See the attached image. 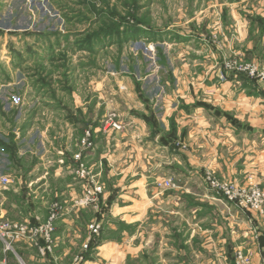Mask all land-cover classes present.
Masks as SVG:
<instances>
[{"label":"rangeland","instance_id":"1","mask_svg":"<svg viewBox=\"0 0 264 264\" xmlns=\"http://www.w3.org/2000/svg\"><path fill=\"white\" fill-rule=\"evenodd\" d=\"M232 5L241 9L242 19H257L258 29H264V0H0V140L6 137V145L12 147L7 138L14 137L13 131L24 134L18 147L29 158L11 156L16 175L40 158L48 173L41 192L48 206L39 223L46 222L54 205L59 215L53 246L43 256L50 259L61 243L71 241L64 264L89 260L104 264L98 256L100 243L117 240L124 231L118 225L111 228L118 217L110 213V204L119 187L107 165L103 181L83 160L89 177L81 181L75 177L76 163L69 168L65 163L79 153L87 130L93 150V125L109 138L110 151L113 135L128 136L131 123L126 108L139 106L137 84L159 111L160 93L173 90L168 78L173 69L203 71L200 42L208 36L204 28L217 20L227 25L231 14L225 7ZM215 29L210 30L212 42L219 41ZM82 108L85 113L80 115ZM114 123L119 129L113 128ZM168 178L175 180V186L181 183V178L172 176L160 181ZM92 183L102 187L97 204L79 207L76 203ZM105 193L108 201L103 199ZM91 224L101 228L96 237L90 235ZM90 242L96 246L90 248Z\"/></svg>","mask_w":264,"mask_h":264},{"label":"crops","instance_id":"2","mask_svg":"<svg viewBox=\"0 0 264 264\" xmlns=\"http://www.w3.org/2000/svg\"><path fill=\"white\" fill-rule=\"evenodd\" d=\"M225 8L226 14H231L229 26L217 20L204 28L208 36L200 43L205 69L198 73L173 69L168 74L173 90L160 93L159 111L145 92L146 103L137 93L138 108H126L131 123L128 136L121 139L113 135L111 151L109 138L93 125V150L82 157L103 181L106 165L111 168L110 175L119 187L110 204V213L118 217L112 220L111 228L118 225L124 230L117 240L100 243L98 256L104 264H233L236 249L250 255L251 264H264V214H243L213 194L203 179L210 173L221 181L264 190V85L230 76L222 69L228 56L264 65V29L242 19L238 7ZM211 28H216L219 41L210 40ZM165 78L160 79L164 87ZM149 114L156 120L158 132L153 133L152 126L140 117ZM170 129L175 134L174 147L162 142ZM12 134L18 159L29 158L18 147L24 134ZM72 163L71 156L65 164L69 168ZM13 165L1 151L0 176L8 175L14 181L0 186V221L37 224L48 206L41 194L48 173L41 158L17 175ZM171 176L181 178V183L167 191L154 186ZM70 187L68 184V192L75 198ZM103 199L108 201L106 193ZM250 218L257 228V239L250 230ZM71 244L61 243L50 260L64 264ZM13 247L12 252H5L0 241V264H49V258L37 247L25 242Z\"/></svg>","mask_w":264,"mask_h":264},{"label":"built area","instance_id":"3","mask_svg":"<svg viewBox=\"0 0 264 264\" xmlns=\"http://www.w3.org/2000/svg\"><path fill=\"white\" fill-rule=\"evenodd\" d=\"M222 69L228 73L235 72L237 74H245L248 78L259 83L261 82L264 85V65L258 66L250 62L242 63L237 59L232 60L229 58L222 62ZM113 128L119 129V126L114 123ZM89 136L88 130L85 131L80 142L79 153L73 158L77 165L75 177L77 180L81 181L89 177V172L83 164L84 161L82 157L84 152L92 150V144L90 142L91 137ZM204 178L206 179L209 190L228 205L235 207L245 215L260 216L264 214V190L255 185L243 187L234 181L224 182L218 178L215 179L210 173H206ZM13 181L14 179L8 175L0 176L1 187L9 186ZM156 186L162 190H171V188L175 186V180L168 178L164 181L157 182ZM101 193L102 187L92 183L85 188L82 197L76 205L79 207L95 206ZM56 210L57 206L54 205L46 222L34 224V226L22 222L0 221V241L4 251L12 252L14 248L13 245L19 242H25L37 247L41 255L46 251H50L53 246L52 234L55 231L54 224L59 215ZM249 224L251 225L250 230L253 238L257 239V228L252 218L249 219ZM88 229L90 235L96 237L101 228L98 224H91ZM233 264H251V257L243 250L236 249L233 253Z\"/></svg>","mask_w":264,"mask_h":264},{"label":"trees","instance_id":"4","mask_svg":"<svg viewBox=\"0 0 264 264\" xmlns=\"http://www.w3.org/2000/svg\"><path fill=\"white\" fill-rule=\"evenodd\" d=\"M258 19H260V18H258ZM257 22V19H254V20H252L251 22ZM259 25H261V24H259ZM244 61H246V60H244ZM247 62H250V61H247ZM230 73V76H240V77H242L244 80L245 79H247V80H249V81H254V80H252V79H250V78H248L245 74L244 75H242V74H237V73H235V72H229ZM139 85L137 84L136 85V89H137V93H138V96H139V98L141 99V101L143 102V103H146L147 102V100L145 99V97H144V95H143V92L142 91H140V89H139V87H138ZM142 119H144L149 125H151L152 126V128H153V133L154 132H158L159 131V128H158V125H157V122H156V120L153 118V115L152 114H149L148 116H143V115H141L140 116ZM174 136H175V134H173V130L172 129H170L169 130V133H168V135L167 136H165L163 139H162V142H163V144H165V145H168L169 144V147H174V144H175V139H174ZM14 137H10V138H7L9 141H12V147H9L8 145H6V139H2L1 138V140H0V150L2 151V152H4V153H7V152H9V154L7 153V155H9V161H11L12 162V160H14L15 158H16V156H17V153H16V151H17V146L15 145V143H13L14 141V139H13ZM11 156H13V158H11ZM12 159V160H11ZM89 245H90V248H92V247H94V246H96V244L94 243V242H90L89 243ZM45 258H49V255L47 254V255H45ZM50 260V259H49Z\"/></svg>","mask_w":264,"mask_h":264}]
</instances>
